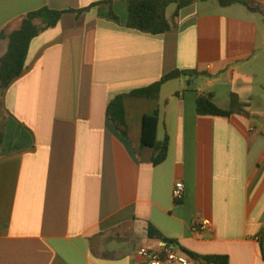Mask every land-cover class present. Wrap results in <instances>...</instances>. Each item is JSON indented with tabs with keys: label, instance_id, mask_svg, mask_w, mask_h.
Masks as SVG:
<instances>
[{
	"label": "crops",
	"instance_id": "crops-1",
	"mask_svg": "<svg viewBox=\"0 0 264 264\" xmlns=\"http://www.w3.org/2000/svg\"><path fill=\"white\" fill-rule=\"evenodd\" d=\"M102 1L0 0V32L44 6ZM209 2L176 16L170 4L172 29L152 35L127 28V4L114 0L117 20L95 5L64 13L32 40L26 68L1 97L0 264H147L137 250L165 245L148 237L149 224L178 254L264 264V15ZM7 45L0 39V57ZM175 70L201 75L163 83L155 99L126 98L128 137L119 133L106 116L110 100ZM201 92L225 109L236 94L249 115L199 116ZM155 112L157 139L168 137L157 165L140 145L143 116ZM198 220L207 232L194 231Z\"/></svg>",
	"mask_w": 264,
	"mask_h": 264
},
{
	"label": "trees",
	"instance_id": "trees-1",
	"mask_svg": "<svg viewBox=\"0 0 264 264\" xmlns=\"http://www.w3.org/2000/svg\"><path fill=\"white\" fill-rule=\"evenodd\" d=\"M107 0L94 3L89 7L79 10H55L47 6L37 10L27 12L20 18L19 26L8 33L0 32V39H7L8 45L5 53L0 57V104L1 97L7 86L18 77L27 66V56L29 47L34 38L42 32L54 28L60 21L62 15L66 12H77L80 14L95 5H106L109 7V14L112 19L117 20L112 11V2ZM127 4L128 18L125 26L129 29L137 30L142 33L158 35L168 32L172 29V22L166 17V9L170 4H176L174 15L196 2L208 0H123ZM219 6L228 7L234 4H242L248 10L260 12L264 15L258 5H253L249 0H217ZM200 73L192 70H175L162 76L158 81L142 88L134 89L128 93H122L114 96L107 105L106 116L109 122L125 137H128L127 124L125 120V99L128 97H138L155 99L158 98L163 83L181 76H199ZM190 84V80L188 81ZM230 108L221 107L215 100L212 92H201L196 99V112L199 116H210L228 118L234 114H245L243 104L239 101L236 94L229 95ZM158 115L146 114L142 120L141 147L152 149L151 163L157 165L162 163L167 156L168 137L165 135L162 140L157 139ZM3 134L0 133V143ZM147 235L149 238L162 240L166 245H174V241L168 240L155 229L152 225L147 226ZM260 247L264 256V229L259 235ZM159 248L158 250H161ZM183 254L193 264H229L226 255H198L191 251L183 249Z\"/></svg>",
	"mask_w": 264,
	"mask_h": 264
},
{
	"label": "built area",
	"instance_id": "built-area-1",
	"mask_svg": "<svg viewBox=\"0 0 264 264\" xmlns=\"http://www.w3.org/2000/svg\"><path fill=\"white\" fill-rule=\"evenodd\" d=\"M172 196L175 202H179L184 196V185L182 181L174 184ZM195 232L205 233L209 230V223L206 220H198L193 226ZM138 256L143 258L147 264H189L188 258L183 254H178L170 245H163L161 250H152L147 247H140L137 250Z\"/></svg>",
	"mask_w": 264,
	"mask_h": 264
},
{
	"label": "rangeland",
	"instance_id": "rangeland-1",
	"mask_svg": "<svg viewBox=\"0 0 264 264\" xmlns=\"http://www.w3.org/2000/svg\"><path fill=\"white\" fill-rule=\"evenodd\" d=\"M210 1H212V2H209V3H214V4H217L218 2H217V0H210ZM262 0H249V2L251 3V4H257L262 10H264V4L261 2ZM202 5H209V4H202Z\"/></svg>",
	"mask_w": 264,
	"mask_h": 264
}]
</instances>
